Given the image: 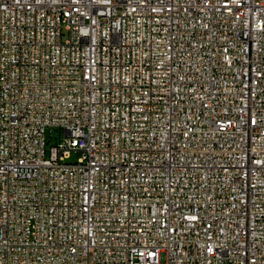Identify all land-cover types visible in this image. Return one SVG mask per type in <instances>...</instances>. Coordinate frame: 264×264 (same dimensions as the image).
<instances>
[{
    "label": "built area",
    "instance_id": "1",
    "mask_svg": "<svg viewBox=\"0 0 264 264\" xmlns=\"http://www.w3.org/2000/svg\"><path fill=\"white\" fill-rule=\"evenodd\" d=\"M0 264H264V0H0Z\"/></svg>",
    "mask_w": 264,
    "mask_h": 264
},
{
    "label": "rangeland",
    "instance_id": "2",
    "mask_svg": "<svg viewBox=\"0 0 264 264\" xmlns=\"http://www.w3.org/2000/svg\"><path fill=\"white\" fill-rule=\"evenodd\" d=\"M63 137V135H59V132L55 130L48 129L47 130V157L49 156V148L56 144L60 140V138ZM82 157V153L79 151L72 152L68 159H66V162L68 163H77Z\"/></svg>",
    "mask_w": 264,
    "mask_h": 264
}]
</instances>
